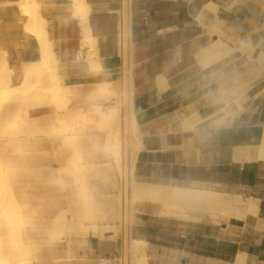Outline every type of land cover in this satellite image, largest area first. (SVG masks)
<instances>
[{"label": "crops", "instance_id": "0c3cea01", "mask_svg": "<svg viewBox=\"0 0 264 264\" xmlns=\"http://www.w3.org/2000/svg\"><path fill=\"white\" fill-rule=\"evenodd\" d=\"M34 1L65 84L118 80V0H85L92 58L70 0ZM131 23L132 175L249 199L241 219L136 201L146 264H264V0H132ZM0 52L14 83L41 58L19 0H0ZM120 247L90 236L79 264H117Z\"/></svg>", "mask_w": 264, "mask_h": 264}, {"label": "rangeland", "instance_id": "374dc122", "mask_svg": "<svg viewBox=\"0 0 264 264\" xmlns=\"http://www.w3.org/2000/svg\"><path fill=\"white\" fill-rule=\"evenodd\" d=\"M27 10L28 9L23 12L26 11L25 13H31ZM25 66L26 64L24 67ZM97 82L90 83L88 85H94ZM117 96V94L112 97L110 96L109 101L111 98ZM47 100V98H43L41 100L42 102L39 104L26 105V107L24 105L27 109V118H25L24 114H22L25 110L23 106L19 109H23L21 113L18 109L15 111L16 115L20 113L21 116L24 117L20 120H16V117L12 118L14 111L10 112V117L8 115L9 112L0 116V119L3 120H0L2 131L5 129V126L3 127L5 123L7 127L9 125L13 127L6 128V131L4 130L3 132L4 135L2 133V137L0 136V161H3L0 162V182L1 184H4V187H7L9 184L8 187L10 186V188H12L10 190V188L7 187L8 189L6 188L5 190V188L1 185L3 193L8 194H6L3 198L6 197L5 200H7L9 197L16 196L19 201L22 198V204L19 202V205L16 208H18V210L19 208L20 210L24 209L21 213L18 211V214L17 210L13 212L16 215L13 214L14 217L12 216V220L13 218H15V220H13V226L8 232L11 234L6 233V238H8L6 239V243L8 242L7 244L10 248L8 252L10 254L9 256L19 258L21 262H25L24 264H54L55 262L58 264H79L78 252L85 249L90 235L86 234L82 236V238L81 236L78 238L76 233L74 235L73 232L72 235L66 228H57L53 225V223L58 220V218L60 220L63 217L68 220L72 216L73 219L75 218V221L73 220V224L78 219L81 221L84 220V222H82L86 225H91L93 222L97 225L99 231L101 229V231L111 230L113 233L110 238L118 239L119 243L123 247L125 227L127 224V213L122 211L120 205L119 208L117 205V201L119 200L121 202L122 199L120 195L121 186L118 182L121 175V169L111 155L106 156L102 154L101 151H99L100 146L95 145L102 141L104 134V132L102 133V131L98 130L97 125L95 126L94 123L90 124L94 130L88 124V126H75V124L78 123H73V113L68 114L64 118V115L61 114L62 111L60 113L63 117H60L62 120L56 121V118L61 115L55 117L57 114L53 115V113L50 112V105L47 104ZM109 101H106V99H100V101L91 100L90 102L98 104L100 109L106 111L110 106ZM81 107L82 104H77V102L73 100H67L64 106V108L68 109V111L70 109L73 110V108L77 109ZM16 115L14 114V116ZM13 124H15V128ZM21 125H23L22 128H20ZM133 126L135 130L136 124H133ZM81 127H83V129ZM7 129L9 130L7 131ZM23 129L27 132L26 135V132L22 134ZM75 130H78L76 134H74ZM15 131L20 133L17 136V133L12 135ZM137 132L139 133L138 130ZM80 133H82V136ZM9 136H12L14 139ZM99 137L100 141H98ZM8 140H10V143L7 144L6 142V145L3 146L5 141ZM15 140H17L18 143ZM19 140L24 143L23 145H25V147H23L22 143L19 144ZM3 141L4 143H2ZM13 141H15V143H12ZM18 144L21 145V148ZM5 147H7V149ZM95 148L97 151H95ZM5 150L6 152L3 153ZM95 154L98 155L96 156ZM78 156L81 161L77 158ZM7 163H9V166H7ZM70 169L72 172H70ZM133 179L134 177L132 175L131 180ZM109 190L111 193H109ZM8 192L10 193V196ZM67 197L69 198L67 199ZM18 199L16 201V205L18 204ZM58 199H60V202ZM88 200L90 201V205ZM51 201L53 202V205ZM25 202H28L29 204ZM135 202L136 201H133V203ZM58 204L60 206L63 204V206L60 207ZM53 206L55 208H53ZM25 210H27V213ZM117 211H119V216H117ZM138 211L139 205L136 203L134 204V213L132 218V236L137 238L142 235L144 238V235L140 231V223L137 221L136 217ZM93 212L96 215L93 214ZM69 213H72L73 215H70ZM88 213H90L89 216ZM43 216L46 217L47 220ZM17 217H20L21 221ZM94 217L96 218L94 219ZM98 217L101 219L99 220ZM52 219L53 223L51 222ZM95 220L96 222H94ZM103 225L105 228H103ZM64 233H66V235ZM104 234L110 233L107 232ZM97 236L101 237L100 234ZM55 252L57 253L56 256ZM20 254L24 256L25 261L22 260L23 258H20L22 257ZM101 263H105V261H101ZM116 263L120 264L121 259L117 258Z\"/></svg>", "mask_w": 264, "mask_h": 264}, {"label": "bare ground", "instance_id": "6f19581e", "mask_svg": "<svg viewBox=\"0 0 264 264\" xmlns=\"http://www.w3.org/2000/svg\"><path fill=\"white\" fill-rule=\"evenodd\" d=\"M70 1L73 5V15H75L79 18L78 22L80 23L79 26H80L81 34H82L81 43L83 44L84 49H86V53H88L91 58L96 57L97 54L95 55L96 49H95V46L93 43V37L90 33V28H89L88 23H87L88 22L87 16H88V12H89L88 5H87L85 0H70ZM26 6H28V7H26ZM29 6H30V8H29ZM19 7H21L20 8L21 19L23 21L24 27L27 29L28 32L34 34L38 39V42L40 44L41 58L38 61L28 63V66L26 64V66L24 68H22V70H23L22 71V79L19 82L14 83L11 79L12 69L8 66L7 62L5 61V58H4L5 56L3 55V52H0V69H1L0 70V116L3 114H7L8 112H9L8 113V115H9V114H11L10 113L11 111H14V113L12 114L13 115L12 118L16 117L15 118L16 120H20L21 118H24V117L27 118V109L25 108L26 105L39 104L42 102L41 100L43 98L44 99L47 98L48 100L46 102H47V104L50 105V112L53 113V115L57 114V116H55V117H58V115L63 114L64 118H65L68 114L73 113V123L74 122L78 123V124H75V126L76 125L85 126L87 124L90 125L91 123H94L95 126L96 125L98 126L97 127L98 130L102 131V133L104 132L102 141L99 142L98 144H95V145L100 146L99 151H101L102 154H104L106 156L111 155V157L115 160L116 164L120 167L121 175H122V185H121V192H120L122 199H121V202L119 200L117 201V205H118V208L120 205V208L122 209V211L123 212L125 211L127 213V224L125 227L124 244L122 247L123 256L125 257L124 258L125 264H146L147 263V257H148L147 253H146V249H145L146 248L145 240L141 237L134 238L132 236V231H131L132 224H133L132 218H133L134 204H135V203H133V201L149 200V201H152L154 203H157V205L162 204V205L176 206V207H180L183 209H191V210H196V211H208V212H212V213H218L222 217H225V218H233V219H241L242 218L244 211H247V210H244L243 206L249 202V199L245 200V199H243V197L241 195L232 194V193L229 194V193L216 192V191L207 190V189H189V188H181V187H172L170 185H164V184L147 183V182H142V181L137 180L134 176H133L134 179L131 180V178H132L133 152L136 149V147L140 144L139 142L133 141V139L137 133L134 130V126H133V124H135L136 121L133 122L134 112H133V107H132L131 95H127V94L124 95L122 105H120L118 103L110 104V106L107 108V110L104 111L103 109L99 108L98 104L91 103L90 101L91 100L100 101V99H106V101H109L110 96L112 97L113 95L115 96L116 94L119 96V93H120V81L119 80L114 79V80L98 81L94 85H79V84H69L68 85V84H65L58 77L57 60L55 58L54 53L52 52L51 43H50V41L47 40V37H46V33L44 30V27H45L44 26V20L45 19H43L42 15H41V6L38 5L34 0H19ZM26 9H28L31 13H25L26 11L23 12ZM73 15H71V18H73L72 17ZM45 29H46V27H45ZM48 39H49V37H48ZM22 67H23V64H22ZM67 100H71V101L73 100V101L77 102V104H82V107L77 108V109L73 108V110L70 109L68 111V109L64 108L65 102ZM24 105H25V107H24ZM22 106H23V108H25L24 112H22L23 109L19 110ZM17 109L20 111V113L22 112V114H24V117H22L21 114L18 112H17L18 116L16 115L15 111ZM61 111H62V113H61ZM14 114L16 116H14ZM9 117H10V115H9ZM60 117L63 118L61 115L58 118H56V121L62 120ZM1 121H3V120H1ZM5 124L3 125V127L5 126L4 130L6 131V128H9L11 126L9 125L7 127ZM14 125L15 124H13V126ZM22 126L23 125H21L20 128H22ZM11 128H13V127H11ZM14 128H15V126H14ZM81 128L83 129V127H81ZM77 129H79V128H77ZM92 129H93V127H92ZM4 130L2 131V127L0 126V136L2 135ZM8 130L9 129H7V131ZM10 131H11V129H10ZM13 131H14V129H13ZM77 131L78 130H75L74 134H76ZM79 131H82V130H79ZM24 132H26V131L23 129L22 134H24ZM15 133H17V132L15 131L14 133H12V135ZM19 133H17L16 136ZM26 134H27V132L25 133V135ZM81 134L82 133H80V135ZM101 134H99V135H101ZM3 135H4V133H3ZM127 136H128V138H127ZM9 137L14 139L12 136H9ZM67 137H68V135H67ZM7 138H8V136H7ZM97 138H95V139L98 140ZM12 139H11V141H12ZM22 140H23V138H22ZM15 141H17V140H15ZM15 141H13L12 143H15ZM98 141H100V137H99ZM6 142H7V144H9L10 140L5 141V143L3 141L2 142V143H4L3 146L6 145ZM97 142H95V143H97ZM17 143H18V141H17ZM17 143H16V145H17ZM20 143H22V142H20V140H19V144ZM19 144H18V146L20 147L21 145H19ZM23 144L24 143H22V145ZM13 145H15V144H13ZM18 146H17V148H18ZM23 147H25V145H23ZM23 147H22V149H23ZM5 148L7 149V147H5ZM3 150H4V148H3ZM95 151H97L96 148H95ZM5 152H6V150L3 153H5ZM93 153H95V152H93ZM95 155L97 156L98 154H95ZM6 158H8V157H6ZM77 158H79V156ZM0 159H1V157H0ZM79 160L81 161L80 158H79ZM7 166H9V163H7ZM72 166H73V164H72ZM90 167H92V166H90ZM67 170H68V168H67ZM70 172H72L71 169H70ZM1 185L4 187V184L3 183L1 184V182H0V264H24L25 262L24 263L21 262V260L19 258H15V257L13 258V257L9 256L10 254L8 252H9L10 248H9V245L7 244L8 242L6 243V239H8V238H6V233H8L10 231V229L13 226V220H15V218H13V220H12V216L14 217V215H16L13 212H15L17 210V214H18V211L21 213V211L24 210V209L20 210V208L18 210V208H16V207H18L19 202L21 203L22 198L20 197L21 199L19 201V199L15 196V197H9V198L7 197L8 199L5 200L6 197L5 198H3V197L6 196L7 193L6 194L3 193ZM8 185H7V187H8ZM61 186H63V185H61ZM7 187H4L5 190ZM8 188H10V186ZM11 189L12 188H10V190ZM9 192H11V191H9ZM89 194H91V193H89ZM9 196H10V193H9ZM84 197H86V196H84ZM68 198L69 197H67V199ZM17 199H18V204L16 205ZM25 199H26V197H25ZM59 200L60 199H58V201ZM89 200H91V199H89ZM54 202H56V201H54ZM25 203H28V202H25ZM86 203H85V205H86ZM91 203H93V202H91ZM63 204H61V206L60 205L59 206L62 207ZM82 204H84V203H82ZM52 205H53V202H52ZM89 205H90V201H89ZM24 207H26V206H24ZM68 207H69V205H68ZM49 208H50V206H49ZM53 208H55V207L53 206ZM26 211L27 210H25V212ZM41 213H43V212H41ZM90 213H88V216ZM117 213H118L117 216H119V211H117ZM69 214L73 215L72 213H69ZM93 214H95V213L93 212ZM58 215H55V216H58ZM63 216H65V215H63ZM65 217H67V216H65ZM17 218L20 219V217H17ZM44 218H46V217H44ZM95 218L96 217H94V219ZM98 218H97V220H98ZM100 219L101 218H99V220ZM46 220H47V218H46ZM73 220L75 221V218L73 219V216H72L68 220H66V218L62 217L60 220L58 218V220H56L54 223H53V219H52L51 222L57 228H61V229L66 228L68 230V232H70L72 235H73V232H74V235L76 233L78 238H79V236H81V238H82V236H84L86 234H89L91 237H96L98 234H100L101 235L100 238H102V237L103 238H108V237L110 238V236L113 233L111 230L107 231V230L103 229L104 231H101L102 230L101 229L99 231V229L97 228V225H95V223H93V222L91 225H86L83 223L84 220H82L83 221L82 222L80 219H78L73 224ZM20 221H21V219H20ZM94 222H96V220ZM73 225H74V227H73ZM103 228H105L104 225H103ZM53 229H54V227H53ZM73 230H75V231H73ZM107 232H109L110 234H104ZM8 234H11V233H8ZM64 234L66 235V233H64ZM12 243H14V242H12ZM71 249H72V246H71ZM131 254H132V256H131ZM20 258H23L22 260L25 261L24 256H22ZM101 261H104V259H101Z\"/></svg>", "mask_w": 264, "mask_h": 264}, {"label": "built area", "instance_id": "2783aa9c", "mask_svg": "<svg viewBox=\"0 0 264 264\" xmlns=\"http://www.w3.org/2000/svg\"><path fill=\"white\" fill-rule=\"evenodd\" d=\"M131 6L132 0H118V10L116 12V39L117 50L116 55L118 57L119 65V78L120 81V93L118 97L110 99V104H123V97L125 94L132 97L133 86V38H132V23H131ZM128 138V136H127ZM134 142L142 144L143 135L137 133L133 139ZM138 149V148H137ZM135 149L134 152L137 150ZM119 185H122V175L118 179ZM117 257L121 259L120 264H125L123 257L122 246L120 247Z\"/></svg>", "mask_w": 264, "mask_h": 264}]
</instances>
